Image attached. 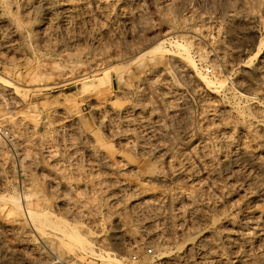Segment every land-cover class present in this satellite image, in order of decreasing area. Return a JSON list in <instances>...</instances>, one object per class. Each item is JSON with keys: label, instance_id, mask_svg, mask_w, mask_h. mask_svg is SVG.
I'll return each mask as SVG.
<instances>
[{"label": "rangeland", "instance_id": "rangeland-1", "mask_svg": "<svg viewBox=\"0 0 264 264\" xmlns=\"http://www.w3.org/2000/svg\"><path fill=\"white\" fill-rule=\"evenodd\" d=\"M21 1L16 0L18 3ZM71 1L67 3L72 8L76 7L73 9L72 23L66 25L59 18L57 26L49 34L47 44L36 41L32 36L31 27L37 25L38 20L20 16L24 19L23 23L17 14L13 15L20 20L21 26L14 33L15 37L11 38V51L3 47L0 36V78L6 77V81L23 89L14 93L0 80V264H116L117 260H120L118 264H229L232 250L250 254L253 264H264V182L255 186L249 181L253 173L264 172V122L259 126L254 120L255 117L264 118V108L256 109L254 104L251 105L235 93H252L264 100V0ZM2 2L0 0V7L6 5V2ZM81 7L84 10H80ZM244 33L248 37L243 38ZM261 39L263 43L259 45ZM163 41L166 42L163 45V50H167L165 54L151 53L139 57L153 43ZM174 41L189 48L190 57L202 74L210 78L216 75L217 79L225 81L223 85L207 90L195 83L187 69L183 67L185 72L180 69L183 65L179 64ZM194 86H198V89ZM161 94L170 95L162 97ZM111 107L118 110L116 116L110 115L108 108ZM125 107L131 109L127 111ZM99 114L100 118L108 121L110 127L119 131L123 129L124 134L131 139L129 147L120 148L116 145L107 135L108 128L97 123ZM137 114L139 117H136ZM121 115H124V119ZM72 133H75V137ZM85 133H95L100 142L109 147V151H119L122 158L117 160L110 157L109 166L103 165L101 161L99 166L85 159ZM157 146H162L169 157L164 158L157 153ZM178 168H182V171ZM115 172L117 176L120 175L119 179ZM142 181H146L145 184ZM233 182L236 184L232 185ZM151 185L152 189L148 190ZM25 193L30 198H21ZM13 194L20 197L22 202L29 201L38 211L44 210L55 218L74 224L77 233L84 236L97 251L96 254L103 258L99 259L76 248L69 251L54 237L43 241L29 229L24 220L20 221L22 225L19 224V229H8L10 220L1 209L3 199ZM151 200H157L159 207H153ZM134 206L140 207L134 209ZM169 222L172 225L165 226ZM150 226L155 227L152 229ZM23 231H27V236ZM230 242H233V247ZM149 249L151 253H148ZM1 250L9 251L4 254ZM106 256L112 261V257L116 260L108 261Z\"/></svg>", "mask_w": 264, "mask_h": 264}, {"label": "bare ground", "instance_id": "bare-ground-1", "mask_svg": "<svg viewBox=\"0 0 264 264\" xmlns=\"http://www.w3.org/2000/svg\"><path fill=\"white\" fill-rule=\"evenodd\" d=\"M3 2H6V5H2L1 7H0V36H1V42H2V45H3V47L4 48H6L7 50H12V46H13V44H12V40H11V38H13V36L15 37V35H14V33H16L17 32V29L21 26L20 24H19V22H20V20L18 21L15 17H14V15L13 14H17L19 17L21 16L22 18H33V20L34 19H36V21L38 20V24L37 25H34V26H32L31 27V33H32V36L36 39V41H38V42H40V43H45L46 42V44H47V41H48V37H50L49 36V34H51V31L57 26V21H58V19L60 18L61 20H63L65 23H66V25H70L71 23H72V21H73V13L75 12H73V9L74 8H76V7H74V8H72V5H70V4H68L67 2L68 1H70V0H27V1H21L20 3H18V2H16V0H2ZM73 1V0H72ZM71 1V2H72ZM107 1V0H106ZM127 1V0H126ZM2 2V3H3ZM8 2V3H7ZM121 3H122V1H120ZM131 2V1H130ZM154 2H156V0H154ZM153 2V3H154ZM73 3V2H72ZM108 3V2H107ZM160 3V2H159ZM78 4V3H77ZM83 4V3H82ZM129 4V3H128ZM131 4V3H130ZM155 4V3H154ZM75 5V4H74ZM113 5H114V3H113ZM133 5V4H132ZM156 5V4H155ZM163 5V4H162ZM82 6V5H81ZM135 6V5H134ZM103 7V6H102ZM111 7H112V5H111ZM110 7V8H111ZM170 7V6H169ZM78 8H79V6H78ZM101 8V7H100ZM105 8V7H104ZM107 8V7H106ZM117 8V7H116ZM125 8V7H124ZM158 8V7H157ZM182 8V7H181ZM81 9H83L82 7L80 8V10ZM167 9V8H166ZM177 9V8H176ZM180 9V8H179ZM79 10V9H78ZM84 10V9H83ZM136 10H137V8H136ZM165 10V9H164ZM77 11V10H76ZM109 11H110V9H109ZM168 11H170V9L168 10ZM174 11V10H173ZM179 12H180V10H178ZM112 12V11H111ZM131 12V11H130ZM137 12H139V10L137 11ZM178 12V13H179ZM167 13V12H166ZM172 13V12H171ZM177 13V12H176ZM82 14V13H81ZM114 14H115V12H114ZM122 14V13H121ZM126 14V13H125ZM135 14V13H134ZM169 14V13H168ZM77 15V14H76ZM165 15V14H164ZM164 15H163V17H164ZM115 16V15H114ZM20 17V18H21ZM116 17H118V16H116ZM126 17V16H125ZM131 17V16H130ZM22 18H21V20H22ZM169 18V17H168ZM23 19V20H24ZM117 19V18H116ZM116 19H115V21H116ZM127 19V18H126ZM166 19V18H165ZM23 20H22V22H23ZM31 20V19H30ZM29 20V21H30ZM74 21H76V20H74ZM89 21V20H88ZM164 21V20H163ZM26 22V21H25ZM34 22V21H33ZM77 23H78V21H76ZM76 22H74V23H76ZM82 22V21H81ZM84 22V21H83ZM128 22V21H127ZM134 22V21H133ZM246 22V21H245ZM244 22V23H245ZM24 23V22H23ZM31 23V22H30ZM248 23V22H247ZM81 24V23H80ZM121 24V23H120ZM24 25V24H23ZM75 25V24H74ZM172 25V24H171ZM27 26V25H26ZM77 26H79V25H77ZM76 26V27H77ZM81 26V25H80ZM128 26V25H127ZM248 26V25H247ZM70 27V26H69ZM74 27V26H73ZM84 27V26H83ZM136 27V26H135ZM232 27V26H231ZM245 27V26H244ZM23 28V27H22ZM71 28V27H70ZM128 28V27H127ZM145 28V27H144ZM20 29V28H19ZM59 29V28H58ZM73 29V28H72ZM80 29V28H79ZM230 29V28H229ZM23 30V29H22ZM57 30V29H56ZM144 30V29H143ZM26 31V30H25ZM55 31V30H54ZM53 31V32H54ZM241 31V30H240ZM246 31V30H245ZM19 32V31H18ZM28 32V31H27ZM141 32V31H140ZM144 32V31H143ZM232 33V32H231ZM54 34H56L55 32H54ZM24 35V34H23ZM230 35H232V34H230ZM19 36V35H18ZM21 36H22V34H21ZM54 37H55V35H53ZM59 36V35H58ZM26 37H28V36H26ZM29 37H30V35H29ZM144 37V36H143ZM240 37V36H239ZM244 37H248L245 33L243 34V38ZM16 38H18V37H16ZM22 38V37H21ZM20 38V39H21ZM25 38V37H24ZM140 38V37H139ZM74 39H75V36H74ZM73 39V40H74ZM52 40V39H51ZM59 40H60V38H59ZM230 40V39H229ZM21 41V40H20ZM25 41V40H24ZM32 41V40H31ZM63 41V40H62ZM82 41V40H81ZM168 40H166V42H167ZM0 42V43H1ZM19 42V41H18ZM37 42V43H38ZM166 42H159V43H153L149 48H148V50H146V49H144V50H146L143 54H141L139 57H141V56H144V55H146V54H151V53H153V54H165L166 52H167V50H163V45L166 43ZM36 43V42H35ZM263 43V40L261 39L260 41H259V45H261ZM19 44V43H18ZM73 44V43H72ZM24 45V44H23ZM173 45L177 48V51H178V59H179V64L181 63L183 66H182V68H180V69H183V67H184V69H187L186 71H188V73L191 75V77L193 76V78L195 79V83H198L200 86L201 85H203L207 90L209 89H211L212 88V90L214 89L213 87H220V86H222L223 85V83L225 82V81H221V80H219V79H217L215 76H213V78H210V77H208V76H206V75H204V74H202L200 71H199V69H198V66L196 65V63L191 59V57H190V53H189V48H187L186 46H183L179 41H174V43H173ZM128 46V45H127ZM130 46V45H129ZM2 47V48H3ZM16 47V46H15ZM55 47V46H54ZM147 47V46H146ZM174 47V49H176ZM14 48V47H13ZM129 48V47H128ZM15 49V48H14ZM17 49V48H16ZM130 49V48H129ZM10 50V51H11ZM61 50V49H60ZM9 51V52H10ZM14 51V50H13ZM58 51V50H57ZM6 52V51H5ZM26 52V51H25ZM64 52V51H63ZM70 52V51H69ZM161 52V53H160ZM31 53V52H30ZM27 54V53H26ZM37 54H39V53H37ZM137 54V53H136ZM135 54V55H136ZM168 55V54H167ZM172 55H173V53H172ZM176 55V54H175ZM232 55V54H231ZM16 56V55H15ZM169 56V55H168ZM174 56V55H173ZM18 58V57H17ZM172 58V57H171ZM173 58H175V57H173ZM177 58V57H176ZM36 59V58H35ZM55 59V58H54ZM106 59V58H105ZM147 60V59H146ZM152 60V59H151ZM150 60V61H151ZM162 60V59H161ZM174 60V59H173ZM65 61V60H64ZM98 61V60H97ZM141 61V60H140ZM101 62V61H100ZM174 62V61H173ZM176 62V61H175ZM56 63V62H55ZM46 64H48V63H46ZM57 64V63H56ZM70 64V63H69ZM95 64H96V62H95ZM95 64H94V66H95ZM98 64V63H97ZM130 64V63H129ZM180 64V65H181ZM223 64V63H222ZM50 65V64H49ZM52 65H54V64H52ZM180 65H178L177 64V66H180ZM51 66V65H50ZM81 66V65H80ZM91 66V65H90ZM167 66V65H166ZM213 66V65H212ZM93 67V66H92ZM116 68V67H115ZM219 68V67H218ZM244 68H246V66L244 67ZM59 69V68H58ZM94 69V68H93ZM183 69V70H184ZM9 70V69H8ZM64 70V69H63ZM89 70V69H88ZM92 70V69H91ZM167 70V69H166ZM6 72V71H5ZM10 72V71H9ZM106 72V71H105ZM182 72V70L180 71V73ZM184 72H185V70H184ZM91 73V72H90ZM249 73V72H248ZM182 74H184V73H182ZM252 74V73H251ZM42 75V74H41ZM166 75V74H165ZM185 75V74H184ZM12 76V75H11ZM108 76V75H107ZM226 76V75H225ZM40 77V76H39ZM38 77V78H39ZM48 77V76H47ZM101 77V76H100ZM105 77V76H104ZM185 77V76H184ZM187 77V76H186ZM260 77H261V75H260ZM6 77H4V79L3 78H0V80L3 82V83H5V85H8L9 86V88H11L12 89V91L14 92V93H16V92H19V90H21V89H18V87L17 86H15L14 84H12L10 81L8 82V81H6V79H5ZM58 78V77H57ZM219 78V77H218ZM254 78V77H253ZM34 79L36 80L37 78H35L34 77ZM164 79V78H163ZM189 79H190V77H189ZM17 80H19V79H17ZM77 80V79H76ZM190 80H192V79H190ZM110 81V80H109ZM192 81H194V80H192ZM245 81V80H244ZM18 82V81H17ZM240 82H241V80H240ZM246 82V81H245ZM67 83V82H66ZM98 83V82H97ZM110 83V82H109ZM162 84V83H161ZM242 84V83H241ZM163 85V84H162ZM193 85V84H192ZM232 85V84H231ZM262 85H263V83H262ZM48 86V85H47ZM58 86V85H57ZM90 86V85H89ZM100 86V85H99ZM164 86V85H163ZM165 86H166V84H165ZM247 86V85H246ZM26 87V86H25ZM40 87V86H39ZM42 87V86H41ZM195 88H197L198 89V86H194ZM255 87V86H254ZM163 88V87H162ZM168 90H169V88H168V86L166 87ZM194 88V89H195ZM247 88H251V87H247ZM252 88H253V86H252ZM33 89V88H32ZM32 89H30V90H32ZM36 89H37V87H36ZM40 89V88H39ZM166 89V90H167ZM254 89V88H253ZM252 89V90H253ZM23 90V89H22ZM21 90V91H22ZM51 90V89H50ZM172 90V89H171ZM174 90V89H173ZM204 90V89H203ZM256 90V89H255ZM27 91V90H26ZM164 91V90H163ZM176 91V90H175ZM174 91V92H175ZM257 91V90H256ZM27 92H29V91H27ZM32 92V91H31ZM41 92V91H40ZM165 92V91H164ZM169 92V91H168ZM177 92V91H176ZM179 92V91H178ZM205 92V91H204ZM210 92V91H209ZM88 93V92H87ZM240 98H245V100H247L251 105H253L254 104V106H256L255 108L256 109H258V107L259 108H264V100L263 99H261V98H258V96L257 95H255V94H252V93H247V92H235ZM163 94V93H162ZM162 94H161V96H162ZM172 94H173V92H172ZM178 93H176V95H177ZM12 95V94H11ZM164 95H168V94H164ZM163 95V96H164ZM170 95V94H169ZM168 95V96H169ZM175 95V94H174ZM162 96V97H163ZM178 96V95H177ZM65 98V97H64ZM89 98V97H88ZM106 98V97H105ZM108 98V97H107ZM157 98V97H156ZM101 99V98H100ZM172 99V98H171ZM24 100H26L25 98H24ZM107 100V99H106ZM165 100V99H164ZM104 101H105V99H104ZM103 102V101H102ZM106 103H107V101H105ZM165 102H167V101H165ZM171 102V101H170ZM70 103V102H69ZM98 103V102H97ZM176 103V102H175ZM39 104V103H38ZM75 104V103H74ZM105 104V103H104ZM143 104V103H142ZM109 105V104H108ZM167 105V104H166ZM171 105H175V104H171ZM178 105H179V103H178ZM47 106V105H46ZM94 106H97V105H95L94 104ZM52 107V106H51ZM108 107V106H107ZM128 107V106H127ZM127 107H125V109L127 110ZM174 107V106H173ZM252 107V106H251ZM33 108V107H32ZM43 108V107H42ZM167 108H168V105H167ZM169 108H172L171 106H169ZM180 108V107H179ZM99 109H101V108H99ZM109 109V110H108ZM106 108V110H108L109 111V113H110V115L111 116H116L119 112H118V110L116 109V108ZM129 109H131V108H129ZM128 109V110H129ZM165 109H166V107H165ZM181 109V108H180ZM243 109V108H242ZM127 110V111H128ZM136 110V109H135ZM170 110H172V109H170ZM169 110V111H170ZM100 111H102V110H100ZM168 111V112H169ZM174 111V110H173ZM258 111V110H257ZM139 112V111H138ZM182 112V111H181ZM184 112V111H183ZM223 112V110L221 111V113ZM224 112H225V110H224ZM259 112V111H258ZM60 113V112H59ZM98 113V112H97ZM96 113V114H97ZM134 113H135V111H134ZM133 113V114H134ZM142 113V112H141ZM164 113V112H163ZM170 113V112H169ZM173 113V112H172ZM179 113V112H178ZM17 114V113H16ZM19 114V113H18ZM104 114V113H103ZM123 114V113H122ZM127 114V113H126ZM168 114V113H167ZM167 114H166V116H167ZM124 115H125V113H124ZM123 115V116H124ZM138 115V114H137ZM175 115H176V113H175ZM183 115V114H182ZM251 115V114H250ZM90 116V115H89ZM97 116V115H96ZM95 116V117H96ZM104 116V115H103ZM122 116V115H121ZM123 116H122V118H123ZM136 116V115H135ZM252 116V115H251ZM34 117V116H33ZM102 117V116H101ZM127 117V116H126ZM136 117H139V115L138 116H136ZM141 117H142V115H141ZM150 117V116H149ZM168 117V116H167ZM9 118V117H8ZM105 118V117H104ZM117 118V117H116ZM121 118V119H122ZM127 118H129V115H128V117ZM145 118V117H144ZM172 118V117H171ZM170 118V121H172V119ZM176 118V117H175ZM180 118H182L181 116H180ZM221 118V117H220ZM253 118H254V116H253ZM115 119V118H114ZM124 119V118H123ZM138 119V118H137ZM143 119V118H142ZM264 118H254V120H255V122L260 126V125H262V123L264 122V120H263ZM146 120V119H145ZM154 120V119H153ZM36 121H37V119H36ZM115 121V120H114ZM147 121V120H146ZM146 121H145V126H146ZM176 121V120H175ZM181 120L179 119V122H180ZM10 122V121H9ZM64 122V121H63ZM71 122V121H70ZM129 122H132V121H129ZM229 122V121H228ZM247 122V121H246ZM24 123V122H23ZM97 123H101V124H103V125H105L108 129L106 130V132H107V135L110 137V138H112L113 140H114V142L116 143V145H118L120 148H121V146H123V147H129L130 146V138H128L125 134H124V131H123V129L122 130H117V129H115V128H112V127H110L109 126V124H108V121L106 122L104 119H102V118H100V114L98 115V122ZM112 123H115V122H112ZM159 123V122H158ZM176 123V122H175ZM234 123V122H233ZM22 124V123H21ZM31 124V123H30ZM120 124V123H119ZM123 124V123H122ZM142 124V123H141ZM149 124V123H148ZM178 124V123H177ZM2 125H4V124H2ZM34 125V124H33ZM57 125V124H56ZM98 125V124H97ZM140 125V124H139ZM160 125V124H159ZM186 125V124H185ZM228 125V124H227ZM248 125V124H247ZM120 126V125H119ZM123 126V125H122ZM127 126H131V125H128L127 124ZM133 126V125H132ZM150 126V125H149ZM156 126H158V124L156 125ZM177 126V125H176ZM183 126V125H182ZM187 126V125H186ZM134 127V126H133ZM132 127V128H133ZM184 127V126H183ZM232 127H234L233 125H232ZM247 127V126H246ZM34 128V127H33ZM71 128V127H70ZM147 128V127H146ZM148 128H150V127H148ZM152 128V127H151ZM78 129V128H77ZM106 129V128H105ZM125 129H127L126 127H125ZM137 129V128H136ZM139 129V128H138ZM141 129V128H140ZM153 129V128H152ZM162 129V128H161ZM160 129V130H161ZM180 129H181V127H180ZM231 129V128H230ZM245 129V128H244ZM247 130H249L250 131V129L249 128H246ZM261 129V128H260ZM73 130V129H72ZM128 130V129H127ZM157 130V129H156ZM159 130V131H160ZM174 130H177V129H174ZM183 131H184V129H182ZM186 130V129H185ZM233 130V129H232ZM79 131V130H78ZM87 131V130H86ZM95 131V130H94ZM104 131V130H103ZM140 131V130H139ZM150 131H152V130H150ZM154 131V130H153ZM158 131V132H159ZM253 131V130H252ZM73 132V131H72ZM83 132V131H82ZM146 131H144L143 133H145ZM155 133H156V131H154ZM161 132V131H160ZM192 132V131H191ZM190 132V133H191ZM251 132V131H250ZM126 133V132H125ZM179 133V132H178ZM182 133V132H181ZM42 134V133H41ZM50 134V133H49ZM73 134V133H72ZM75 134V133H74ZM74 134H73V136H74ZM93 134V135H92ZM92 134H90V133H85L84 134V140H85V142L83 143V148H84V153L86 154L85 156H86V158L85 159H90L92 162H94V163H97L99 166H100V161L102 162V164L103 165H106V166H109V164H110V160H111V158L113 157V158H116L117 160H118V158L119 157H121V156H119L121 153L119 152V151H109V147L108 146H106L105 144H102L101 142H100V139L98 138V136L97 135H95V133H92ZM159 134V133H158ZM163 134V133H162ZM167 134V133H166ZM176 134H177V132H176ZM102 135V134H101ZM100 135V136H101ZM105 134H103V136H104ZM72 136V135H71ZM138 136V135H137ZM148 136V135H147ZM147 136H145V137H147ZM161 136V135H160ZM228 136H229V134H228ZM48 137V136H47ZM75 137V136H74ZM74 137H72V138H74ZM76 137H77V135H76ZM131 137V136H130ZM149 137V136H148ZM153 137V136H152ZM151 137V138H152ZM159 137V136H158ZM164 137V136H163ZM162 137V138H163ZM187 137V136H186ZM190 137V136H189ZM79 138V137H78ZM83 138V137H82ZM165 138V137H164ZM107 139H109V138H107ZM130 139V140H129ZM145 139V138H144ZM184 139V138H183ZM188 139V138H187ZM243 139V138H242ZM134 140V139H133ZM163 140V139H162ZM167 140V139H166ZM75 141V140H74ZM102 141V140H101ZM104 141V140H103ZM106 141V140H105ZM153 141V140H152ZM151 141V142H152ZM185 141V140H184ZM79 142H80V140H79ZM109 142V141H108ZM111 142V141H110ZM113 141H112V143H114ZM147 142V141H146ZM157 142V141H156ZM159 142V141H158ZM164 142H166V141H164ZM172 142V141H171ZM180 142H181V140H180ZM72 143V142H71ZM105 143V142H104ZM143 143H144V141H143ZM155 143V142H154ZM163 143V142H162ZM174 143H177L176 141H174ZM173 143V144H174ZM188 143H189V140H188ZM20 144V143H19ZM78 144V143H77ZM111 144V143H110ZM146 144V143H145ZM158 144V143H157ZM182 144H183V140H182ZM191 144V143H190ZM74 145V144H73ZM72 145V146H73ZM81 145V144H80ZM139 145V144H138ZM160 145V144H159ZM176 144H174V146H175ZM71 146V147H72ZM154 146H156V145H154ZM174 146H172V147H174ZM183 146V145H182ZM181 146V147H182ZM75 147V146H74ZM117 147V146H116ZM115 147V148H116ZM142 147V146H141ZM177 147H178V144H177ZM180 147V146H179ZM189 147H190V145H189ZM192 147V146H191ZM69 148V147H68ZM112 148V147H111ZM146 148V147H145ZM155 148V147H154ZM153 148V149H154ZM174 148H176V146L174 147ZM194 148V147H193ZM132 149V148H131ZM131 149H130V151H131ZM150 149V148H149ZM148 149V150H149ZM177 149V148H176ZM1 150V149H0ZM72 150V149H71ZM76 150V149H75ZM112 150V149H111ZM117 150V149H116ZM118 150H120V149H118ZM145 150V149H144ZM147 150V151H148ZM151 150V149H150ZM172 150V149H171ZM182 150H183V148H182ZM189 150H191V149H189ZM125 151V150H124ZM134 151V150H133ZM154 151V150H153ZM156 151H157V153H160L161 154V156L162 157H169V155H167V152H166V150L162 147V146H157L156 147ZM66 152V151H65ZM76 152V151H75ZM150 153V152H149ZM156 153V154H157ZM169 153V152H168ZM192 153V152H191ZM68 154H70V153H68ZM80 154V153H79ZM152 154V153H151ZM170 154H171V152H170ZM187 154V153H186ZM71 155V154H70ZM80 155H82V154H80ZM80 155H79V157H80ZM124 155V154H123ZM129 155V154H128ZM140 155H141V153H140ZM143 155H145V154H143ZM180 155V154H179ZM182 155V154H181ZM188 155V154H187ZM186 155V156H187ZM151 156V155H150ZM176 156V155H175ZM174 156V157H175ZM207 156V155H206ZM69 157V156H68ZM111 157V158H110ZM126 157V156H125ZM142 157V156H141ZM172 157V156H171ZM178 157V156H177ZM191 157V156H190ZM78 158V157H77ZM122 158V157H121ZM132 158V157H131ZM143 158V157H142ZM202 158V157H201ZM81 159V158H80ZM120 159V158H119ZM145 159V158H144ZM153 159V158H152ZM159 159V158H158ZM168 159V158H167ZM177 159V158H176ZM180 159V158H179ZM192 159V158H191ZM133 160H135V158L133 159ZM146 160V159H145ZM188 160V159H187ZM235 160V159H234ZM89 161V160H88ZM116 161V160H115ZM114 161V162H115ZM128 161H130V160H128ZM150 161V160H149ZM148 161V162H149ZM190 161V160H189ZM112 162V161H111ZM170 162V161H169ZM207 162V161H206ZM210 162V161H209ZM113 163V162H112ZM117 163H118V161H117ZM122 163V162H121ZM120 163V164H121ZM126 163V162H125ZM124 163V164H125ZM135 163V162H134ZM141 163V162H140ZM145 163H147L146 161H145ZM144 163V164H145ZM170 163H172V162H170ZM3 164V163H2ZM53 164V163H52ZM129 164V163H128ZM181 164V163H180ZM183 164H184V161H183ZM233 164V163H232ZM23 165V164H22ZM86 165V164H85ZM116 165H118V164H116ZM132 165H133V162H132ZM139 165V164H138ZM141 165V164H140ZM158 165H159V163H158ZM172 165H174V163L172 164ZM185 165H187V164H185ZM191 165V164H190ZM204 165V164H203ZM211 165V164H210ZM226 165V164H225ZM113 166V165H112ZM119 166V165H118ZM122 166H124V165H122ZM131 166V165H130ZM136 166V165H135ZM134 166V167H135ZM146 166V165H145ZM151 166V165H150ZM167 166V165H166ZM189 166V165H188ZM187 166V167H188ZM212 166V165H211ZM88 167V166H87ZM125 167V166H124ZM127 167V166H126ZM161 167V166H160ZM171 167H173V166H171ZM179 167H180V165H179ZM184 167H186V166H184ZM205 167H209L210 168V166H205ZM37 168V167H36ZM92 168V167H91ZM97 168V167H96ZM104 168V167H103ZM116 168V167H115ZM137 168H138V166H137ZM140 168V167H139ZM143 168H144V166H143ZM164 168V167H163ZM170 168V167H169ZM190 168V167H189ZM80 169V168H79ZM126 169V168H125ZM142 169V168H141ZM174 169V168H173ZM176 169H177V166H176ZM178 169H180V168H178ZM182 169V168H181ZM180 169V170H181ZM188 169V168H187ZM221 169V168H220ZM87 170V169H86ZM92 170V169H91ZM91 170H89L90 172H91ZM95 170V169H94ZM110 170V169H109ZM113 170V169H112ZM116 170V169H115ZM120 170H122V169H120ZM129 170V169H128ZM143 170V169H142ZM158 170V169H157ZM164 170V169H163ZM165 170H166V168H165ZM172 170V169H171ZM190 170V169H189ZM215 170H217V169H215ZM229 170V169H228ZM227 170V171H228ZM136 171V170H135ZM141 171V170H140ZM147 171H150V170H147ZM177 171H179V170H177ZM177 171H176V173H177ZM182 171V170H181ZM187 171V170H186ZM185 171V172H186ZM211 171V170H210ZM209 171V172H210ZM221 171V170H220ZM225 171V170H224ZM241 171V170H240ZM22 172V171H21ZM106 172V171H105ZM108 172V171H107ZM122 172V171H121ZM121 172H119V173H121ZM124 172V171H123ZM122 172V173H123ZM133 172H134V170H133ZM137 172V171H136ZM139 172V171H138ZM142 172V171H141ZM156 172V171H155ZM167 172V171H166ZM184 172V173H185ZM208 172V173H209ZM215 172V171H214ZM217 172V171H216ZM219 172V171H218ZM231 172V171H230ZM235 172V171H234ZM104 173V172H103ZM102 173V174H103ZM109 173V172H108ZM118 173V174H119ZM142 173H144V171L142 172ZM173 172H171L170 174H172ZM205 173V172H204ZM221 173V172H220ZM223 173V172H222ZM226 173V172H225ZM253 173V172H252ZM19 174V173H18ZM91 174V173H90ZM112 174V173H111ZM115 175H116V172L114 173ZM129 174V173H128ZM147 174V173H146ZM174 174V173H173ZM172 174V175H173ZM207 174V173H206ZM212 174V173H211ZM229 174V173H228ZM231 174V173H230ZM250 174V172L247 174V175H249ZM92 175V174H91ZM106 175V174H105ZM108 175V174H107ZM144 175H145V173H144ZM215 175L216 174H214V177H215ZM223 175H225V174H223ZM243 175V174H242ZM245 175V174H244ZM243 175V176H244ZM246 175V176H247ZM32 176V175H31ZM110 176V175H109ZM113 176V175H112ZM118 176H120V175H118ZM117 175H116V177H118ZM122 176V175H121ZM145 176H147V175H145ZM167 176V175H166ZM221 176V175H220ZM226 176V175H225ZM224 176V177H225ZM235 176V175H234ZM234 176H232V177H234ZM25 177V176H24ZM114 177V176H113ZM149 177H150V175H149ZM163 177V176H162ZM180 177V176H179ZM209 177V176H208ZM213 177V176H212ZM211 177V178H212ZM250 178H249V181H250V183L251 184H256L255 186H260V183H262V182H264V172H258V173H253L252 174V176H249ZM120 177H118V179H119ZM175 178H176V176H175ZM186 178H187V176H186ZM217 178V177H216ZM245 178H247V177H245ZM5 179V178H4ZM17 179V178H16ZM27 179V178H26ZM161 179V178H160ZM225 179V178H224ZM231 179V178H230ZM233 179V178H232ZM114 180V179H113ZM147 180V179H146ZM155 180V179H154ZM174 180V179H173ZM176 180V179H175ZM190 180V179H189ZM211 180V179H210ZM216 180V179H215ZM228 180V179H227ZM234 180V179H233ZM246 180V179H245ZM26 181V180H25ZM27 181H29V180H27ZM108 181H110V180H108ZM118 181V180H117ZM148 181H151V180H148ZM164 181V180H163ZM168 181H169V179H168ZM172 181V180H171ZM194 181V180H193ZM235 181V180H234ZM243 181V180H242ZM16 182V181H15ZM43 182V181H42ZM99 182V181H98ZM121 182V181H120ZM123 182V181H122ZM143 182V181H142ZM146 182V181H145ZM145 182H143L144 184H145ZM158 182V181H157ZM159 182L161 183V181L159 180ZM178 182H180V181H178ZM188 182V181H187ZM241 182V181H240ZM97 183V182H96ZM100 183V182H99ZM111 183V182H110ZM114 183V182H113ZM117 183V182H116ZM116 183H114V184H116ZM127 183V182H126ZM130 183V182H129ZM150 183V182H149ZM148 183V184H149ZM160 183H159V185H160ZM168 183V182H167ZM236 183H237V181H236ZM235 183V184H236ZM125 184V183H124ZM151 184V183H150ZM155 184V183H154ZM166 184V183H165ZM193 184V183H192ZM228 184H230L229 182H228ZM234 184V182L232 183V185ZM234 184V185H235ZM242 184H244L243 182H242ZM258 184V185H257ZM8 185V184H7ZM110 185V184H109ZM122 185V184H121ZM126 185V184H125ZM129 185V184H128ZM137 185H139V184H137ZM177 184H175V186H176ZM185 185V184H184ZM197 185V184H196ZM246 185H247V182H246ZM1 186V185H0ZM34 186V185H33ZM112 186V185H111ZM115 186V185H114ZM113 186V187H114ZM145 186V185H144ZM156 186H157V184H156ZM163 186V185H162ZM170 185H168V188H171V187H169ZM174 186V187H175ZM199 186V185H198ZM142 187V186H141ZM151 188H148V190L149 189H152V185L150 186ZM164 187V186H163ZM163 187H161L163 190H164V188ZM173 187V186H172ZM178 187V186H177ZM196 187V186H195ZM233 187V186H232ZM246 187V186H245ZM244 187V188H245ZM264 187V186H263ZM27 188V187H26ZM42 188V187H41ZM122 188H124V187H122ZM128 188V187H127ZM158 188V187H157ZM160 188V187H159ZM179 188V187H178ZM230 188H231V186H230ZM238 188V187H237ZM44 189V188H43ZM129 189H131V187L129 188ZM140 189H143V188H140ZM145 189V188H144ZM161 189V190H162ZM165 189L167 190V188L165 187ZM247 189H248V187H247ZM254 189H255V187H254ZM259 189V188H258ZM107 190V189H106ZM128 190V189H127ZM157 190H159V189H157ZM156 190V191H157ZM177 190V189H176ZM187 190V189H186ZM202 190H204L203 188H202ZM253 190V189H252ZM8 191V190H7ZM123 191V190H122ZM130 191V190H129ZM131 191H133V187H132V190ZM142 191V190H141ZM151 191V190H150ZM174 191V190H173ZM230 191V190H229ZM228 191V192H229ZM235 191V190H234ZM138 192V191H137ZM137 192H135V194L137 193ZM140 192V191H139ZM146 192H148L147 190H146ZM153 192V191H152ZM164 192V191H163ZM188 192H189V190H188ZM35 193V192H34ZM77 193V192H76ZM120 193V192H119ZM127 193V192H126ZM162 193V192H161ZM166 193H167V191H166ZM168 193H169V191H168ZM254 193V192H253ZM252 193V194H253ZM31 194V193H30ZM45 194V193H44ZM128 194H129V192H128ZM132 194V193H131ZM176 194V193H175ZM189 194V193H188ZM198 194V193H197ZM196 194V195H197ZM250 194V193H249ZM28 195V194H27ZM26 195V193H25V196L23 195L21 198H23L24 197V199H25V197L27 196ZM119 195V194H118ZM123 195V194H122ZM127 195V194H126ZM130 195V194H129ZM134 195V194H133ZM147 195V194H146ZM172 195V194H171ZM186 195V194H185ZM228 195V194H227ZM247 195V194H246ZM31 196V195H30ZM78 196V195H77ZM76 196V197H77ZM155 196H157V195H155ZM169 196V195H168ZM180 195L178 194V197H179ZM188 196V195H187ZM191 196V195H190ZM3 197V196H2ZM36 197V193H35V195H34V198ZM40 197V196H39ZM42 197V196H41ZM160 197H161V195H160ZM159 197V198H160ZM165 197V196H164ZM170 197V196H169ZM183 197V196H182ZM186 197V196H185ZM255 197V196H254ZM4 198V197H3ZM6 198V199H5ZM4 199H3V208L1 209L2 210V212L9 218V222H10V224H9V228L8 229H10L11 228V230L13 229H19V224H21L20 223V221H22V220H24L25 221V223L27 224V226H29V229L32 231V232H35L36 234H38L39 235V237L41 238V239H43V241H48V238H52V237H54V238H56V240L58 239L59 240V242L66 248V249H68L69 251L72 249V248H76V249H78V250H80V251H85L86 253H88V254H91V255H94V256H98V258L99 259H101V258H103V257H101L100 258V255H97L96 254V250L92 247V244H89V242H87L83 237H81L78 233H77V231H76V226H74V224L72 225L71 223H68L67 221H65V220H63V219H59V218H55L53 215H51L49 212H46V211H42L41 209V211H38V210H36V209H34L32 206H31V204H30V202L28 201V202H22V200L20 199V197H18L17 195H10L9 197L8 196H6ZM27 198H30V197H26V199ZM144 198V197H143ZM150 198H153V197H150ZM149 198V199H150ZM177 198V197H176ZM189 198H191V197H189ZM257 198V197H256ZM261 198H262V196H261ZM1 199V198H0ZM38 199V198H37ZM169 199V198H168ZM262 199H264V198H262ZM36 200V199H35ZM165 200V199H164ZM186 200H188L187 198H186ZM186 200H185V202H186ZM253 200V199H252ZM38 201V200H37ZM41 201V200H40ZM44 201V200H43ZM46 201V200H45ZM152 202H151V205L153 206V207H159V202H157V200H151ZM159 201V200H158ZM161 201V200H160ZM180 201V200H179ZM205 201V200H204ZM1 202V201H0ZM51 202V201H50ZM75 202V201H74ZM115 202V201H114ZM143 202V201H142ZM169 202V201H168ZM183 202V201H182ZM259 202V201H258ZM41 203V202H40ZM64 203V202H63ZM130 203V202H129ZM138 203V202H137ZM175 203V202H174ZM190 203V202H189ZM197 203V202H196ZM1 204H2V202H1ZM33 204V203H32ZM35 204H37V203H34L33 205H35ZM42 204V203H41ZM115 204V203H114ZM146 203H144V204H142V205H145ZM188 204V203H187ZM195 204V203H194ZM256 204V203H255ZM254 204V205H255ZM59 205H61V203L59 204ZM67 205V204H66ZM72 205H74V204H72ZM141 205V204H140ZM174 205V204H173ZM185 205V204H184ZM250 205V204H249ZM2 206V205H1ZM76 206V205H75ZM125 206V205H124ZM129 206H130V204H129ZM161 206V205H160ZM181 206V205H180ZM37 207V206H36ZM41 207V206H40ZM39 207V208H40ZM63 207V206H62ZM66 207V206H65ZM67 207H69V206H67ZM72 207V206H71ZM74 207V206H73ZM72 207V208H73ZM78 207V206H77ZM76 207V208H77ZM137 207H140V206H137ZM136 207V208H137ZM200 207V206H199ZM70 208V207H69ZM124 208V207H123ZM126 208H127V206H126ZM129 208V207H128ZM134 209H136L135 208V206L133 207ZM144 208V207H143ZM152 208V207H151ZM173 208V207H172ZM252 208H253V206H252ZM256 208V207H255ZM71 209V208H70ZM78 209V208H77ZM132 209V208H131ZM142 209V208H141ZM149 208H147L146 210H148ZM170 209V208H169ZM174 209V208H173ZM177 209V208H176ZM197 209V208H196ZM208 209V208H207ZM210 209V208H209ZM214 209V208H213ZM251 209V208H250ZM260 209V208H259ZM68 210V209H67ZM74 210V209H73ZM72 210V211H73ZM76 210V209H75ZM130 210V209H129ZM154 210V209H153ZM156 210H157V208H156ZM158 210H161V209H158ZM165 210H167V208H166V206H165ZM172 210V209H171ZM189 210V209H188ZM201 210V209H200ZM69 211V210H68ZM71 211V210H70ZM133 211V210H132ZM138 211V210H137ZM145 211V210H144ZM155 211V210H154ZM153 211V212H154ZM162 211H164V210H162ZM170 211V210H169ZM174 211V210H173ZM175 211H177V210H175ZM206 211V210H205ZM75 212V211H74ZM73 212V213H74ZM136 212V211H135ZM139 212V211H138ZM148 212V211H147ZM150 212V211H149ZM186 212H188V211H186ZM3 213H2V215H3ZM72 213V212H71ZM76 213V212H75ZM120 213H122V211H120ZM139 213H141V212H139ZM139 213H136V214H139ZM168 213V212H167ZM190 213V212H189ZM200 213V212H199ZM208 213V212H207ZM226 213V212H225ZM206 214V213H205ZM122 215V214H121ZM140 215V214H139ZM138 215V216H139ZM143 215H144V213H143ZM152 215V214H151ZM256 215V214H255ZM5 216V217H6ZM84 216V215H83ZM141 216V215H140ZM145 216V215H144ZM154 216V215H153ZM158 216V215H157ZM156 216V217H157ZM168 216H169V214H168ZM177 215H175V217H176ZM178 216H180V215H178ZM188 216V215H187ZM191 216V215H190ZM205 216V215H204ZM152 217V216H151ZM195 217V216H194ZM201 217V216H200ZM228 217V216H227ZM256 217H258V216H256ZM262 217H264V215L262 216ZM146 218H148V217H146ZM150 218V217H149ZM165 218V217H164ZM167 218V217H166ZM173 218V217H172ZM186 218V217H185ZM184 218V219H185ZM187 218H189V216L187 217ZM203 218V217H202ZM207 218V217H206ZM218 218V217H217ZM221 218V217H220ZM219 218V219H220ZM135 219V218H134ZM8 220V219H7ZM116 220V219H115ZM141 220V219H140ZM146 220V219H145ZM158 220V219H157ZM171 220V219H170ZM169 220V221H170ZM179 220V219H178ZM183 220V219H182ZM199 220V219H198ZM6 221V220H5ZM124 221V220H123ZM147 221V220H146ZM152 221V220H151ZM150 220H149V222H151ZM160 221V220H159ZM162 221V220H161ZM160 221V222H161ZM181 221V220H180ZM190 221V219H188V221L187 222H189ZM202 221V220H201ZM200 221V222H201ZM204 221V220H203ZM210 221V220H209ZM240 221V220H239ZM257 220H255V222H256ZM23 222V221H22ZM117 222V221H116ZM183 222V221H182ZM182 222H180V223H182ZM197 222V221H196ZM215 222V221H214ZM213 222V223H214ZM254 222V221H253ZM2 223V222H1ZM159 223V222H158ZM163 223H164V221H163ZM170 223V222H169ZM176 223V222H175ZM192 223V222H191ZM210 224H211V222H209ZM208 223V224H209ZM7 224V223H6ZM119 224V223H118ZM122 224V223H121ZM153 224V223H152ZM151 224V225H152ZM168 224V223H167ZM165 224V226H171L172 225V223H170V224ZM179 224V223H178ZM197 224V223H196ZM196 224H194L195 226H197ZM204 224V223H203ZM209 224V225H210ZM223 224V223H222ZM249 224V223H248ZM2 225V224H1ZM22 225V224H21ZM156 225V224H155ZM180 225V224H179ZM183 225V224H182ZM214 225V224H213ZM226 225V224H225ZM5 226V225H4ZM118 226V225H117ZM116 226V227H117ZM177 226V225H176ZM194 226V227H195ZM212 226V225H211ZM254 226V225H253ZM121 227V226H120ZM145 227H146V225H145ZM150 227H152V226H150ZM155 227V226H154ZM154 227H152V229L154 228ZM173 227H175L174 225H173ZM178 227V229H179V226H177ZM182 227V226H181ZM192 226H190L189 228H191ZM199 227H201V226H199ZM21 228V227H20ZM149 228V227H148ZM198 228V227H197ZM1 229V228H0ZM6 229H7V226H6ZM115 229V228H114ZM120 229V228H119ZM118 229V230H119ZM196 229V228H195ZM202 229V228H201ZM230 229V228H229ZM24 230V229H23ZM147 230V229H146ZM149 230V229H148ZM166 230V229H165ZM167 230H169V232H170V229H167ZM185 231H186V229H184ZM189 230V229H188ZM210 230V229H209ZM227 230V229H226ZM8 231H10V230H8ZM8 231H7V233H8ZM120 231H122V230H120ZM190 231V230H189ZM202 231V230H201ZM206 231V230H205ZM233 230L231 229V232H232ZM4 232V231H3ZM24 232V231H23ZM26 233H27V231H25ZM24 232V234L26 235V233ZM115 232V231H114ZM147 232V231H146ZM172 232V231H171ZM170 232V233H171ZM173 232H174V230H173ZM181 232H183V231H181ZM203 232H204V230H203ZM228 232V231H227ZM230 232V233H231ZM254 232V231H253ZM1 233V232H0ZM13 234H14V232H12ZM18 233V232H17ZM29 233V232H28ZM34 233V234H35ZM149 233V232H148ZM169 233V234H170ZM200 233H202V232H200ZM259 233V232H258ZM3 234V233H2ZM35 234V235H36ZM121 234V233H120ZM119 234V235H120ZM124 234V233H123ZM177 234V233H176ZM180 234V233H179ZM178 234V235H179ZM221 234H222V232H221ZM246 234V233H245ZM82 235V234H81ZM114 235V234H113ZM118 235V236H119ZM147 235V234H146ZM145 235V236H146ZM149 235V234H148ZM154 235H156L155 233H154ZM197 235H198V233H197ZM220 235V234H219ZM27 236V235H26ZM141 236V235H140ZM159 236H161V235H159ZM194 236H196V235H194ZM213 236V235H212ZM2 237V236H1ZM24 237V236H23ZM23 237H21L22 239H23ZM114 237V236H113ZM116 237V236H115ZM123 237V236H122ZM121 237V238H122ZM152 237V236H151ZM150 237V238H151ZM162 237V236H161ZM198 237V236H197ZM202 237V236H201ZM200 237V238H201ZM209 237V236H208ZM4 238V237H3ZM20 238V237H19ZM19 238H17V240H19ZM28 238V237H27ZM53 238V239H54ZM120 238V239H121ZM148 238V237H147ZM149 238V239H150ZM160 238V237H159ZM190 238V237H189ZM230 238V237H229ZM2 239V238H1ZM25 239V238H24ZM38 239V238H37ZM114 239V238H113ZM125 239V238H124ZM162 239V238H161ZM163 239H165V237L163 238ZM11 240V239H10ZM32 240V239H31ZM50 240H52V239H50ZM88 240V239H87ZM126 240V239H125ZM154 240H155V236H154ZM193 240V239H192ZM236 240V239H235ZM257 240V239H256ZM2 241V240H1ZM23 241V240H22ZM54 241V240H53ZM113 241V240H112ZM117 241V240H116ZM164 241V240H163ZM163 241H161V242H163ZM188 241H189V239H188ZM3 242V241H2ZM34 242V241H33ZM118 242H120V241H118ZM201 242V241H200ZM255 242V241H254ZM1 243V242H0ZM17 243H19V242H17ZM44 243V242H43ZM46 243H48V242H46ZM57 243V242H56ZM190 243V242H189ZM220 243V242H219ZM231 243V245H232V247H233V242H230ZM21 244V243H20ZM23 244V243H22ZM26 244V243H25ZM117 244V243H116ZM194 244V243H193ZM198 244V243H197ZM201 244V243H200ZM249 244V243H248ZM260 244V243H259ZM32 245V244H31ZM33 245H34V243H33ZM118 245V244H117ZM166 245V244H165ZM202 245V244H201ZM226 245V244H225ZM257 245V244H256ZM23 246V245H22ZM57 246V245H56ZM116 246V245H115ZM119 246V245H118ZM189 246V245H188ZM206 246V245H205ZM208 246H210V244L208 245ZM217 246V245H216ZM218 246H220V245H218ZM248 246V245H247ZM20 247V246H19ZM29 247V246H28ZM185 247V246H184ZM193 247V246H192ZM213 247V246H212ZM215 247V246H214ZM213 247V248H214ZM14 248V247H13ZM58 248H59V246H58ZM61 248V247H60ZM118 248V247H117ZM188 248V247H187ZM186 248V249H187ZM194 248V247H193ZM205 248V247H204ZM203 248V249H204ZM213 248H212V250H213ZM218 248V247H217ZM216 247H215V249H217ZM238 248V247H237ZM249 248V247H248ZM254 248H255V246H254ZM2 249V248H1ZM4 249V248H3ZM5 249H6V246H5ZM30 249V248H29ZM33 249V248H32ZM189 249V248H188ZM198 249V248H197ZM214 249V250H215ZM11 250V249H10ZM18 250H22V249H18ZM24 251H25V249H23ZM34 250V249H33ZM32 250V251H33ZM52 250V249H51ZM67 250V251H68ZM190 250V249H189ZM199 250V249H198ZM211 250V249H210ZM249 250V249H248ZM1 251H3V250H1ZM9 251V250H8ZM8 251H3L4 252V254H6V252H8ZM13 251V250H12ZM29 251V250H28ZM31 251V250H30ZM60 251V250H59ZM121 251V250H120ZM209 251V250H208ZM15 252V251H14ZM52 252H54V250H52ZM65 252V251H64ZM63 252V253H64ZM72 252V251H71ZM78 252V251H77ZM84 252V253H85ZM191 252V251H190ZM201 252V251H200ZM199 252V253H200ZM212 252V251H211ZM10 253V252H9ZM22 253V252H21ZM198 253V254H199ZM260 253V252H259ZM2 254V253H1ZM0 254V255H1ZM3 254V255H4ZM27 254V253H26ZM65 254V253H64ZM220 254V253H219ZM230 261H229V264H253L252 263V260H251V255L250 254H248V253H239V252H233V250L232 251H230ZM258 254V253H257ZM15 255V254H14ZM25 255V254H24ZM28 255V254H27ZM26 255V256H27ZM32 255V254H31ZM37 256H39L38 254H36ZM60 255H61V252H60ZM63 255V254H62ZM159 255H161V254H159ZM163 255V254H162ZM202 255V254H201ZM213 255V254H212ZM5 256V255H4ZM20 256V255H19ZM36 256V257H37ZM40 256H42V255H40ZM45 256V255H44ZM114 256V255H113ZM203 256V255H202ZM1 257V256H0ZM11 257V256H10ZM107 257V256H106ZM110 257H112V256H110ZM220 257V256H219ZM259 257V256H258ZM27 258V257H26ZM26 258H25V260H26ZM33 258V257H32ZM38 258V257H37ZM36 258V259H37ZM45 258V260H46V257H44ZM47 258H48V256H47ZM108 259H106V260H108V261H112V260H110V258L109 257H107ZM112 258H114V260H116L115 259V257H112ZM125 258V257H124ZM123 258V259H124ZM165 258V257H164ZM199 258V257H198ZM1 259V258H0ZM7 259V258H6ZM10 259V258H9ZM8 259V260H9ZM13 259V258H12ZM28 259V258H27ZM120 259V258H119ZM189 259V258H188ZM4 260V259H3ZM3 260H1V261H3ZM7 260V261H8ZM103 260V259H102ZM114 260L112 261V262H114ZM126 260V259H125ZM165 260H167V259H165ZM184 260V259H183ZM186 260V259H185ZM10 261V260H9ZM8 261V262H9ZM14 261H16V260H14ZM19 261V260H18ZM120 261V260H119ZM118 260L116 261V264H118V262H119ZM122 261V260H121ZM199 261V260H198ZM201 261H202V259H201ZM209 261V260H208ZM224 261V260H223ZM262 261V260H261ZM4 262V261H3ZM164 262H166V261H164ZM184 262V261H183ZM182 262V263H183ZM204 262V261H203ZM212 262V261H211ZM72 263V262H71ZM121 263V262H120ZM125 263V262H124ZM171 263V262H170ZM179 263H180V261H179ZM194 263V262H193ZM209 263H210V261H209ZM224 263V262H223ZM64 264H66V263H64ZM178 264V263H177ZM189 264V263H188ZM191 264V263H190ZM208 264V263H207ZM219 264V263H218ZM263 264V263H262Z\"/></svg>", "mask_w": 264, "mask_h": 264}, {"label": "built area", "instance_id": "built-area-1", "mask_svg": "<svg viewBox=\"0 0 264 264\" xmlns=\"http://www.w3.org/2000/svg\"><path fill=\"white\" fill-rule=\"evenodd\" d=\"M206 71H209V70H206ZM151 252H152V250L149 249V250H148V253H151Z\"/></svg>", "mask_w": 264, "mask_h": 264}]
</instances>
